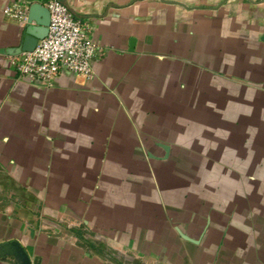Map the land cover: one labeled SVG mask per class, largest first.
<instances>
[{
  "label": "crops",
  "instance_id": "crops-1",
  "mask_svg": "<svg viewBox=\"0 0 264 264\" xmlns=\"http://www.w3.org/2000/svg\"><path fill=\"white\" fill-rule=\"evenodd\" d=\"M47 1L0 0V264L11 242L31 264H264L229 175L264 135L242 127L264 124V0H59L103 53L34 82L9 57ZM210 96L237 127L216 143L180 121Z\"/></svg>",
  "mask_w": 264,
  "mask_h": 264
},
{
  "label": "built area",
  "instance_id": "built-area-1",
  "mask_svg": "<svg viewBox=\"0 0 264 264\" xmlns=\"http://www.w3.org/2000/svg\"><path fill=\"white\" fill-rule=\"evenodd\" d=\"M47 35L35 48L9 57L10 65L21 77L34 82H52L62 69L93 77L92 61L103 50L88 35V25L76 18L73 12L59 0H48ZM19 19L26 18V10H6Z\"/></svg>",
  "mask_w": 264,
  "mask_h": 264
},
{
  "label": "rangeland",
  "instance_id": "rangeland-1",
  "mask_svg": "<svg viewBox=\"0 0 264 264\" xmlns=\"http://www.w3.org/2000/svg\"><path fill=\"white\" fill-rule=\"evenodd\" d=\"M211 97V96H210ZM210 100V101H209ZM208 105L205 107H202L201 105L197 106V108L193 111L192 107L194 105H189L188 110L190 112H193V116L195 119L194 122H186L185 119H182L184 115H180L181 122L187 126L190 124L191 128H194V136L199 135V137L206 142L210 141L211 143H216L217 141L221 142V138H219L220 135L217 133L219 132H230L228 131V128H237L233 126L232 124L226 125L225 122L222 123V120H217V117L212 115V112L218 113L217 106L212 105L214 102V98L207 99ZM210 104V105H209ZM249 108V107H247ZM181 111V110H180ZM182 111L185 112V106H183ZM210 112V113H209ZM182 114H184L182 112ZM255 121L252 119L250 121H245L242 123V127H246L247 134L254 133V129H256L258 132H256L257 135L262 134L263 132H260L261 130H264V124L260 122V120ZM251 123V125H250ZM255 123V128H254ZM194 125V126H193ZM232 125V126H231ZM234 127V128H233ZM223 128L224 130H221ZM183 129V130H182ZM182 131H184V127L181 128ZM263 135V134H262ZM254 136L251 135L250 138L247 136V141H245L246 138L243 137V144L247 142L246 144L249 146L251 145L250 151H248V146L242 147L243 150L241 152H236L235 154H231L236 158L237 162L243 163L244 169L238 170L235 168V171H231L229 173L230 180L232 182V186L234 187L236 192L241 193V207L242 210H249L250 208V197L254 198V200L257 202L258 205V212H259V237L261 236V232H263L264 235V135ZM249 139L251 140L249 142ZM180 140V139H179ZM227 143V142H226ZM244 146V145H243ZM250 147V146H249ZM246 148L247 151L244 149ZM231 156V157H232ZM229 167H227L228 169ZM231 168V167H230ZM218 170H222L217 168ZM238 170V171H237ZM216 172V180L219 175L223 171H220L218 174V171L213 170ZM252 171V172H251ZM236 172V173H235ZM250 172V173H249ZM240 173V176L239 174ZM223 175V174H222ZM130 178L133 177L132 173L129 176ZM221 178V177H219ZM213 188H216V186L212 185ZM251 195V196H250ZM254 205V202H252V207ZM262 219V220H261ZM263 226V228H262ZM261 238V237H260ZM264 242V240H263Z\"/></svg>",
  "mask_w": 264,
  "mask_h": 264
},
{
  "label": "water",
  "instance_id": "water-1",
  "mask_svg": "<svg viewBox=\"0 0 264 264\" xmlns=\"http://www.w3.org/2000/svg\"><path fill=\"white\" fill-rule=\"evenodd\" d=\"M49 10L41 3L33 2L27 11L26 25L20 44L13 50L14 54L32 51L37 42L43 39L48 32ZM13 255L20 264H31L29 256L18 242H11Z\"/></svg>",
  "mask_w": 264,
  "mask_h": 264
}]
</instances>
